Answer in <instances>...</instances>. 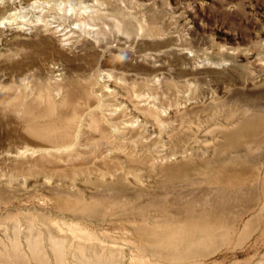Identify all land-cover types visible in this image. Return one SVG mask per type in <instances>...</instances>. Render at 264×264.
Returning a JSON list of instances; mask_svg holds the SVG:
<instances>
[{
    "label": "rangeland",
    "instance_id": "obj_1",
    "mask_svg": "<svg viewBox=\"0 0 264 264\" xmlns=\"http://www.w3.org/2000/svg\"><path fill=\"white\" fill-rule=\"evenodd\" d=\"M25 103L76 114L49 177L11 174ZM29 236L51 264H264V0H0V264H40Z\"/></svg>",
    "mask_w": 264,
    "mask_h": 264
},
{
    "label": "bare ground",
    "instance_id": "obj_2",
    "mask_svg": "<svg viewBox=\"0 0 264 264\" xmlns=\"http://www.w3.org/2000/svg\"><path fill=\"white\" fill-rule=\"evenodd\" d=\"M20 113L24 122V135L20 137L19 145L15 148V154L12 157H7V159H16L14 161L17 162L13 164L11 170L12 175L43 174L45 177H49L53 175L55 169H57L56 163L67 162L73 157L80 155L75 145L77 143V138H75L77 132L73 130L72 126L76 119L75 111H71L70 114L57 112L51 104L44 112H41L35 109L31 104L25 103L22 105ZM109 117L102 122L106 127L100 128L101 126L99 123L97 125L92 122L88 124L91 128L97 129L100 133V137L107 139L109 141L108 143L111 142L109 137L112 136V138H115L118 135H122L124 130L121 128L128 125L125 124L124 127L120 128L119 125L114 123ZM33 221H31L29 225L34 227ZM49 239L52 253L54 252L57 259H61V246L65 240L54 239L53 237ZM37 243L38 240L31 236L28 237L27 246L32 250L31 253L37 258V261L40 262V264H51L45 258L44 261L42 260V254L37 252L36 249ZM77 250V257L74 264H115L113 262L112 253H105V251L101 253L97 250L90 252L88 249H85L81 243L77 244ZM85 252L89 253L87 257L85 256ZM9 264L20 263L13 262Z\"/></svg>",
    "mask_w": 264,
    "mask_h": 264
}]
</instances>
